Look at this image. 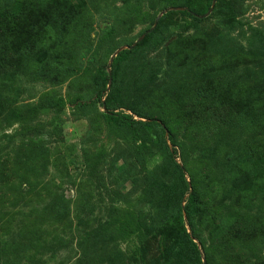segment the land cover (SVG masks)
I'll list each match as a JSON object with an SVG mask.
<instances>
[{
    "label": "rangeland",
    "instance_id": "obj_1",
    "mask_svg": "<svg viewBox=\"0 0 264 264\" xmlns=\"http://www.w3.org/2000/svg\"><path fill=\"white\" fill-rule=\"evenodd\" d=\"M47 3L51 8L79 9L90 45L79 50L73 76H62L63 81L58 84L36 78L31 65L9 66L5 70L4 79L7 78L9 86L1 82L0 95L7 96L16 105L25 107L52 97L62 99L65 104L60 112L48 108L30 121L0 118V163H4L7 173V177H0V254L4 243L9 241L16 246V252L23 255L13 257L16 264H75L76 258L82 255L76 237L91 224L95 226L101 221L109 227L114 223L127 227V231L122 240L109 234L103 236L102 245L96 248L90 263L114 260L112 250L118 245L126 256L117 264H180L178 251L167 256L163 254V251L170 252L168 246L172 243L173 247L176 242L173 218L165 225L155 226L158 207L155 208V203L160 201L161 190L143 192L140 169L131 164L135 162L131 154L135 146L139 147L145 157L144 168L155 171L158 179L169 185L172 182L171 163L161 149L149 143L134 142L125 132L110 126L103 116L104 107L95 104V96L89 90L88 71L111 65L112 55L126 48L129 42H135L143 30L153 27V19L168 9H183L184 6L177 5L178 0H47ZM218 4L215 13L211 5L198 28L187 26V16H168L153 41L120 68L119 87L126 88L124 101L131 109L122 106L117 110L140 119L132 109L142 106L141 93L144 91L163 93L167 98L184 94L188 80L201 76L195 63L205 55L200 45L196 46L195 36L223 32L233 48L240 52L256 50L260 55L259 65L264 64V0H232L229 3L220 0ZM44 35L46 38L52 36L50 30ZM168 58L173 59L170 65L166 63ZM250 67L252 65H239L226 74L232 75L233 82L243 81ZM250 79L253 83L254 77ZM70 82H74L71 87ZM239 108L236 105L235 109ZM180 113L182 117L179 118L175 112L171 113L172 119H177L175 158L187 174L199 171L207 163V160L195 159L199 153L195 151L196 146L214 144L217 139L213 134L215 125L209 123L207 117L196 116L187 105ZM55 125L60 126V132ZM28 137L31 140H27ZM246 137V133L240 132L238 138H229L231 150L237 151L241 139ZM167 144L169 149L173 148L170 141ZM83 153L97 162L96 167L93 165L94 176H86ZM217 160L211 164L217 170V178L226 181L222 184L224 193L234 191L232 195L238 197V191L244 190V178L238 177L234 182ZM21 161L37 171L28 176L26 183H21L15 171L20 169ZM132 174L138 175V180ZM54 194L65 198L69 213L64 211L52 216L49 210H44L45 202ZM186 197L184 194L183 199ZM253 198L247 205L239 202L241 209L264 219V189ZM83 207L92 212L83 211ZM52 217L62 218V224L53 223ZM205 226L198 222L201 237L208 245ZM137 228H141V232L136 231ZM197 245L200 248L198 242ZM260 253L264 257V244ZM216 258L219 263L225 260L221 251L216 252Z\"/></svg>",
    "mask_w": 264,
    "mask_h": 264
},
{
    "label": "trees",
    "instance_id": "obj_2",
    "mask_svg": "<svg viewBox=\"0 0 264 264\" xmlns=\"http://www.w3.org/2000/svg\"><path fill=\"white\" fill-rule=\"evenodd\" d=\"M214 1L215 13L220 0ZM231 1L227 0V3ZM178 2L177 5L184 6L183 9H168L156 23V18L151 21L155 24L151 30L149 26L139 34L144 36L133 47L129 48L134 42H129L127 48L118 51L112 59L110 73L106 65L99 66L93 72L88 71L89 90L95 96V104L99 103L104 107L103 116L111 123V127L122 130L134 142L149 143L161 149L171 163L172 182L169 185L159 180L155 171L150 172L144 168L145 157L139 147L135 146L131 154L135 161H131V164L140 169L139 178L145 189L143 192L149 194L153 189L161 190L160 201L155 203V208L158 206L155 211V226L165 225L173 218L177 229L174 233L176 242L173 247L172 243L168 246L170 252L163 251L164 255L178 251L180 264H264V257L260 253L264 244V219L260 215L249 214L239 205V202L245 205L252 203L253 197L264 189V176H261L264 174V64L259 65L260 55L256 54L257 51H238L221 31L206 37L195 36L196 46L200 45L201 52L205 55L202 54L203 57L195 63L201 76L188 80V85L184 87L185 95L167 98L168 95L163 93L144 91L141 93L142 106L132 109L140 119H133L124 111L117 110L122 106L131 109L124 101L126 88L119 87L118 74L122 65L139 49L153 41L168 16H187V26L198 28L212 5V0ZM47 4V0H0V83L5 82L9 86L7 78L4 79L5 70L15 65H31L36 78L53 84L61 83L62 76H73L77 69V58L80 57L79 50L90 45L89 34L85 33L79 9H64L62 6L51 8ZM48 30L51 31L50 38L44 35ZM233 49L235 51H231ZM175 52L177 53V48ZM168 59L166 63L170 65L173 59ZM247 64L252 65L247 77L242 78L243 81H231L232 75H227L226 71ZM252 77L253 83L250 82ZM73 84L74 82H70L69 86ZM64 104L62 99L52 97L21 107L7 96L0 95V114L3 115L0 118L6 121H30L48 108L60 112ZM184 105L196 116H205L209 123H214L213 134L217 139L214 144L196 146L195 151L199 153L195 159L207 160V163L199 171L187 174L175 158L177 138L174 128L177 119L171 117L174 112L177 118L182 117L180 111ZM236 105L240 106L238 110L235 109ZM55 129L61 131L59 125H55ZM238 132L246 133L247 137L241 139L239 149L234 152L229 138H238ZM27 140L31 138L28 137ZM167 141L171 142L173 148L169 149ZM82 155L86 176H94L93 165L96 167L97 162L91 160L87 153ZM214 160L224 167L234 182L238 177L244 178V190L238 191V197L232 195L234 191H228L227 195L224 193L222 184L226 181L222 177L217 178V170L211 164ZM15 171L21 177V183H26L28 176L37 172L29 163L22 161L20 169ZM0 177H7L6 166L2 162ZM132 177L138 180V175L132 174ZM184 194H187L185 199ZM44 205V210H49L52 216L63 214L64 211L69 213V205L61 194L52 195ZM87 208L83 207V211L91 213V209ZM52 222L62 224V218L57 220L52 217ZM198 222L207 225L208 245L201 237ZM137 230L141 232V228ZM124 231H127V227L122 228L116 223L109 227L106 222L101 221L85 228L76 237L82 255L76 258L75 264L120 263L126 255L118 245L112 250L114 260H104L109 263L103 260L90 262L96 248L102 245L103 236L109 234L122 240ZM162 244L165 248L164 241ZM16 250L14 244L10 245L6 241L3 253L0 254V264H16L14 258L23 256ZM217 251L223 253L224 262L219 263L217 260Z\"/></svg>",
    "mask_w": 264,
    "mask_h": 264
},
{
    "label": "water",
    "instance_id": "obj_3",
    "mask_svg": "<svg viewBox=\"0 0 264 264\" xmlns=\"http://www.w3.org/2000/svg\"><path fill=\"white\" fill-rule=\"evenodd\" d=\"M213 3H214V0H212V6H213ZM211 6V7H212ZM174 9V8H173ZM204 15H207V13L206 14H204ZM200 17H202V16H200ZM159 18V16L158 17H156V19H155V23H156V21H157V19ZM154 26H155V24H154ZM153 26V27H154ZM153 27H151L150 28V30L153 28ZM144 35L142 34L131 46H129V48H131V47H133L135 44H136V42H138V41H140L141 39H142V37H143ZM127 48V47H126ZM121 49H123V48H120V49H118L113 55H112V57H111V59H110V63L109 64H111V62H112V59H113V57L118 53V51H120ZM109 67H110V65H108V69H109ZM110 73V72H109Z\"/></svg>",
    "mask_w": 264,
    "mask_h": 264
}]
</instances>
